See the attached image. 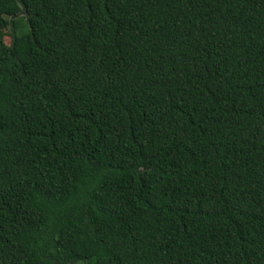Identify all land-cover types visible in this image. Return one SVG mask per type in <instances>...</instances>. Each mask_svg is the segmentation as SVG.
I'll list each match as a JSON object with an SVG mask.
<instances>
[{
  "label": "trees",
  "instance_id": "16d2710c",
  "mask_svg": "<svg viewBox=\"0 0 264 264\" xmlns=\"http://www.w3.org/2000/svg\"><path fill=\"white\" fill-rule=\"evenodd\" d=\"M264 264V0H0V264Z\"/></svg>",
  "mask_w": 264,
  "mask_h": 264
},
{
  "label": "water",
  "instance_id": "95a60500",
  "mask_svg": "<svg viewBox=\"0 0 264 264\" xmlns=\"http://www.w3.org/2000/svg\"><path fill=\"white\" fill-rule=\"evenodd\" d=\"M54 263H55V264H62V263L59 262L57 259H54Z\"/></svg>",
  "mask_w": 264,
  "mask_h": 264
}]
</instances>
